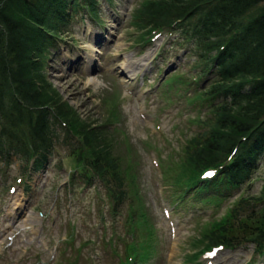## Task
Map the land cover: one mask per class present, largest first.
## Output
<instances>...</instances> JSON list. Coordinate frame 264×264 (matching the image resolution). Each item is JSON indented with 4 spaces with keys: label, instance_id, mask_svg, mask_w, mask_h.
<instances>
[{
    "label": "rangeland",
    "instance_id": "rangeland-1",
    "mask_svg": "<svg viewBox=\"0 0 264 264\" xmlns=\"http://www.w3.org/2000/svg\"><path fill=\"white\" fill-rule=\"evenodd\" d=\"M140 2L100 0L97 20L81 9L42 56L41 67L44 84H52L69 106L64 118L74 132L84 137L81 127L94 128L110 143L125 178L126 200L115 203L100 179L85 186L79 172L86 163L73 146L58 141L48 167L26 178L31 190L19 211L32 205L30 216L4 227L0 264H119L132 251L147 257L140 264H207L206 231L223 221L241 194L260 192L264 163L246 191L199 192L193 186L185 144L210 121L200 88L213 77L195 80L200 74L196 48L183 44L179 34L154 35L139 26L134 10ZM126 59L133 61L127 72L122 69ZM81 143L88 152L90 146L84 139ZM9 161L0 158L2 226L9 225V207L20 202V189L11 193L10 185L26 166L19 156ZM185 179L193 184L187 192ZM209 199H218L217 204ZM244 245L219 250L214 264L229 258L233 264L248 263L253 248ZM263 256L256 264H264Z\"/></svg>",
    "mask_w": 264,
    "mask_h": 264
},
{
    "label": "trees",
    "instance_id": "trees-1",
    "mask_svg": "<svg viewBox=\"0 0 264 264\" xmlns=\"http://www.w3.org/2000/svg\"><path fill=\"white\" fill-rule=\"evenodd\" d=\"M263 3L142 0L134 10L141 28L176 31L184 44H192L200 76L213 77L201 92L210 121L185 144V165L193 169L194 181H183L186 192L193 186L199 192L246 191L264 163ZM81 9L98 18L99 0H0V155L33 159L36 170L44 168L58 141L66 143L86 163L81 176L88 182L100 178L119 204L127 191L110 143L102 141L97 129L81 127L85 135L75 140L69 127L61 126L58 115L64 117L70 108L52 84H44L41 73L42 56ZM83 139L88 152L82 151ZM208 168L217 173L200 186L199 175ZM262 181L258 194L240 196L223 221L206 231L208 246L251 241L264 251V177Z\"/></svg>",
    "mask_w": 264,
    "mask_h": 264
},
{
    "label": "bare ground",
    "instance_id": "bare-ground-1",
    "mask_svg": "<svg viewBox=\"0 0 264 264\" xmlns=\"http://www.w3.org/2000/svg\"><path fill=\"white\" fill-rule=\"evenodd\" d=\"M93 56H94V54H93V52L92 53H88L87 54V58H88V60H85V68H87V69H89L90 68V66H92V62H93ZM131 66H133V61H131V60H129V59H126V61H125V63L122 65V69L125 71V72H127L128 71V67H131ZM89 80H91V79H89ZM16 204V206H13V208H10L9 209V216H10V214L11 213H13V215L11 216V217H13V216H17V211L19 210V209H21L22 207H21V204H19L18 205V203H15ZM222 264H233V261H232V259L231 258H229L228 260H226L224 263H222Z\"/></svg>",
    "mask_w": 264,
    "mask_h": 264
}]
</instances>
